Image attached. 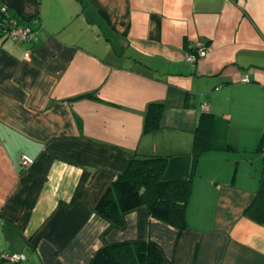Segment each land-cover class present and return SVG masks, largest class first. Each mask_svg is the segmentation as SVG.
<instances>
[{
	"label": "crops",
	"instance_id": "1",
	"mask_svg": "<svg viewBox=\"0 0 264 264\" xmlns=\"http://www.w3.org/2000/svg\"><path fill=\"white\" fill-rule=\"evenodd\" d=\"M0 4L38 34L0 37V264H92L137 240L170 264H264V0ZM133 155L189 182L185 227L146 205L119 223L96 210Z\"/></svg>",
	"mask_w": 264,
	"mask_h": 264
},
{
	"label": "trees",
	"instance_id": "2",
	"mask_svg": "<svg viewBox=\"0 0 264 264\" xmlns=\"http://www.w3.org/2000/svg\"><path fill=\"white\" fill-rule=\"evenodd\" d=\"M160 103H149L146 109V129L156 126ZM210 119L198 127L196 146L207 148L210 142ZM166 158L162 156L133 155L126 169L108 186L96 210L115 223L124 211L146 205L152 216L174 226L186 225V202L190 184L187 180L163 178ZM92 264H170L160 248L150 242L137 240L102 247Z\"/></svg>",
	"mask_w": 264,
	"mask_h": 264
},
{
	"label": "built area",
	"instance_id": "3",
	"mask_svg": "<svg viewBox=\"0 0 264 264\" xmlns=\"http://www.w3.org/2000/svg\"><path fill=\"white\" fill-rule=\"evenodd\" d=\"M37 18H32L27 23H22L18 17L13 15L6 4H0V37L9 39L13 42H34L38 39L37 31L34 23ZM205 49L199 47V55H203ZM206 109L205 105H202ZM33 162V159L27 155H22L20 164L23 167H28ZM8 261L13 264H25L26 256L24 252H15L7 255Z\"/></svg>",
	"mask_w": 264,
	"mask_h": 264
},
{
	"label": "clouds",
	"instance_id": "4",
	"mask_svg": "<svg viewBox=\"0 0 264 264\" xmlns=\"http://www.w3.org/2000/svg\"><path fill=\"white\" fill-rule=\"evenodd\" d=\"M177 3L179 4L180 3V0H177ZM174 23H176L177 24V26H179V24H180V22H174Z\"/></svg>",
	"mask_w": 264,
	"mask_h": 264
}]
</instances>
